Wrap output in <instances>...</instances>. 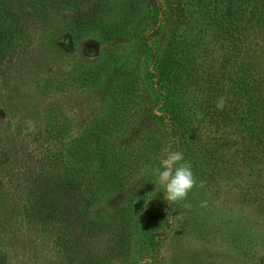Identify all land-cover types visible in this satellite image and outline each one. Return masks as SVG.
<instances>
[{
    "label": "trees",
    "instance_id": "trees-1",
    "mask_svg": "<svg viewBox=\"0 0 264 264\" xmlns=\"http://www.w3.org/2000/svg\"><path fill=\"white\" fill-rule=\"evenodd\" d=\"M162 2L0 0V108L8 116L0 123V264L21 263L24 229L33 238L23 248L50 241L61 264H124L138 245L156 247L135 208L114 227L100 203L142 197L137 185L148 164L158 165L167 137L197 186L234 189L264 212V0ZM148 6L165 8L169 21L164 48L151 53L152 93L129 54L79 57L64 77H40L48 54H59L51 40L58 32L106 46L130 34L137 9ZM31 78L44 91L86 92L83 117L56 98L37 121L18 90ZM221 96L226 104L217 109ZM20 112L22 124L10 131ZM178 205L167 203L166 213ZM101 241L109 261L93 249Z\"/></svg>",
    "mask_w": 264,
    "mask_h": 264
},
{
    "label": "rangeland",
    "instance_id": "rangeland-1",
    "mask_svg": "<svg viewBox=\"0 0 264 264\" xmlns=\"http://www.w3.org/2000/svg\"><path fill=\"white\" fill-rule=\"evenodd\" d=\"M160 3H163L162 0ZM137 10V23L131 29L132 34L119 37L106 46L95 37L74 41L66 32H58L51 40L59 54H48L40 77L46 74V77H64L71 71L72 61L79 57L100 60L110 52L129 54L131 65L138 67L140 83L152 93L154 78L150 74L151 53H159L164 48L169 21L165 8L157 10L148 6ZM67 18L68 14L64 12L61 19L66 21ZM72 53L75 55L72 56ZM40 77L37 79L40 80ZM18 90L26 96V104L35 111L37 121L47 115V104L56 98H61L71 108L74 117H78L74 119H81L80 110L88 98L86 92L76 89L55 93L44 91L32 78L29 81L23 79ZM94 99L99 106L101 98L96 95ZM152 102L157 108L159 102L156 95H152ZM21 114L17 113L11 120L10 131L16 124H22ZM7 120V114L0 108V123L4 125ZM171 139L166 138L165 149H168ZM155 166L158 165H147L137 185L144 190L142 197L126 201V196H110L100 203V213L114 227L119 223L120 214H134L132 210L135 208L138 219L149 223L155 235L156 247L138 245L124 264H264V212L258 211L250 202L240 201L234 189L215 193L196 185L185 200L178 202L179 210L174 215L168 214L166 204L169 202L163 199V189L156 188L150 182V171ZM0 191L3 192V189ZM117 209L120 213H116ZM21 236L17 244L20 264H61L58 251L51 246L50 241H43L40 247L31 246L27 249L25 247L30 245L33 235L24 229ZM93 245L97 257L109 261L106 254L103 255L104 251H101L102 241L94 242Z\"/></svg>",
    "mask_w": 264,
    "mask_h": 264
},
{
    "label": "clouds",
    "instance_id": "clouds-1",
    "mask_svg": "<svg viewBox=\"0 0 264 264\" xmlns=\"http://www.w3.org/2000/svg\"><path fill=\"white\" fill-rule=\"evenodd\" d=\"M226 98L221 96L216 102L217 109H223ZM158 166L152 167L151 181L156 188L163 189V199L169 203L183 201L196 186L192 165L180 150L165 149L157 158Z\"/></svg>",
    "mask_w": 264,
    "mask_h": 264
}]
</instances>
